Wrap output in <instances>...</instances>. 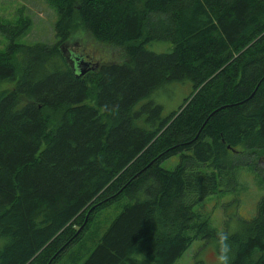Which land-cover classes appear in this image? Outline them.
<instances>
[{"label": "trees", "instance_id": "16d2710c", "mask_svg": "<svg viewBox=\"0 0 264 264\" xmlns=\"http://www.w3.org/2000/svg\"><path fill=\"white\" fill-rule=\"evenodd\" d=\"M47 1L50 44L15 41L26 17L0 22V81H14L0 93V264H70L88 245L81 264H173L214 241L194 206L242 163L228 151L264 153V0ZM79 26L119 60L76 76L61 47ZM183 80L191 90L162 114L149 96ZM260 185L229 233L231 264H264Z\"/></svg>", "mask_w": 264, "mask_h": 264}, {"label": "rangeland", "instance_id": "374dc122", "mask_svg": "<svg viewBox=\"0 0 264 264\" xmlns=\"http://www.w3.org/2000/svg\"><path fill=\"white\" fill-rule=\"evenodd\" d=\"M20 17H26L30 25L26 33L16 38L17 43L23 45L50 44L55 41L53 24L56 13L47 0H0L1 23L14 24ZM6 42L5 36L0 33V51L5 48ZM65 43L66 51L63 52V57L68 63L69 59L72 60L70 55L95 64L119 60V52L115 48L96 42L80 26ZM168 47L169 44L166 42L153 41L147 46V49L165 52ZM67 54L69 55L67 56ZM13 84V80L0 81V93L11 88ZM190 90L191 82L188 80L168 83L161 90L152 93L149 99L151 98L153 102L161 105L162 114H165L170 108L179 105ZM145 100L146 98L142 99L137 105L145 102ZM228 152L232 156V161L241 160L242 163L229 171V174L232 172L230 181L225 182L226 187L222 185L218 188L222 189V192L204 197L194 206V209L199 208V211L207 216L212 228H222L228 233H232L238 231L242 222L249 220L255 214L256 203L263 191L260 180L264 177V153L247 155L248 152H245L241 146L236 147L233 152ZM177 161L178 157L173 155L162 161L161 166L169 169ZM228 176L230 177V175ZM118 211L119 208L116 204H112L103 209L99 214L100 219L98 215L97 221L107 225ZM92 246H86L76 256V260L70 264H81ZM215 256L213 240H194L173 264H215ZM64 262L65 258L61 260V263Z\"/></svg>", "mask_w": 264, "mask_h": 264}, {"label": "clouds", "instance_id": "9594fccd", "mask_svg": "<svg viewBox=\"0 0 264 264\" xmlns=\"http://www.w3.org/2000/svg\"><path fill=\"white\" fill-rule=\"evenodd\" d=\"M216 251L215 264H231L233 258V247L231 245L229 233L222 228H214Z\"/></svg>", "mask_w": 264, "mask_h": 264}, {"label": "flooded vegetation", "instance_id": "af4514ba", "mask_svg": "<svg viewBox=\"0 0 264 264\" xmlns=\"http://www.w3.org/2000/svg\"><path fill=\"white\" fill-rule=\"evenodd\" d=\"M65 46H66V43H63V46L61 47V52H62V53L66 51ZM69 54H70V53H69ZM69 54H67V56H68ZM70 56L72 57V60L69 59L70 66H71V68L76 69V66H75L76 64H75V61L73 60V59L76 58V57L73 56V55H70ZM69 58H70V57H69ZM77 58H78V57H77ZM78 59L81 60L80 57H79ZM82 62H86L85 67H86L87 70H90L91 68L94 69V67L96 66L95 63H90V62H88V61H83V60H82ZM87 70H86V71H87ZM86 71H85V72H86Z\"/></svg>", "mask_w": 264, "mask_h": 264}, {"label": "water", "instance_id": "95a60500", "mask_svg": "<svg viewBox=\"0 0 264 264\" xmlns=\"http://www.w3.org/2000/svg\"><path fill=\"white\" fill-rule=\"evenodd\" d=\"M73 60L75 61L76 69H73V68L71 69L75 73L76 76H81L87 70L85 67L86 62H82V60H79L77 57L74 58ZM90 70H92V68Z\"/></svg>", "mask_w": 264, "mask_h": 264}]
</instances>
